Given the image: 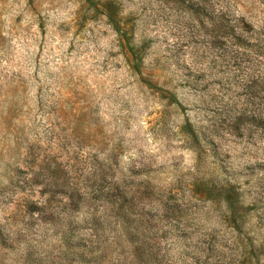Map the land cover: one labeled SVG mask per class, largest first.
Here are the masks:
<instances>
[{"label": "rangeland", "instance_id": "rangeland-1", "mask_svg": "<svg viewBox=\"0 0 264 264\" xmlns=\"http://www.w3.org/2000/svg\"><path fill=\"white\" fill-rule=\"evenodd\" d=\"M0 264H264V0H0Z\"/></svg>", "mask_w": 264, "mask_h": 264}]
</instances>
